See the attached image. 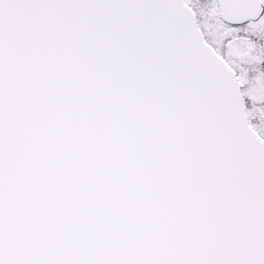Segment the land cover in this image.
<instances>
[{"label":"snow or ice","instance_id":"snow-or-ice-1","mask_svg":"<svg viewBox=\"0 0 264 264\" xmlns=\"http://www.w3.org/2000/svg\"><path fill=\"white\" fill-rule=\"evenodd\" d=\"M0 264H264V0H0Z\"/></svg>","mask_w":264,"mask_h":264}]
</instances>
